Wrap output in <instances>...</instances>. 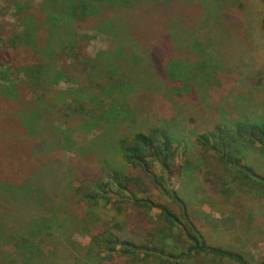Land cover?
Returning <instances> with one entry per match:
<instances>
[{"label":"rangeland","instance_id":"374dc122","mask_svg":"<svg viewBox=\"0 0 264 264\" xmlns=\"http://www.w3.org/2000/svg\"><path fill=\"white\" fill-rule=\"evenodd\" d=\"M118 2L127 3L129 10L134 11L130 19L118 12L113 17L122 18L121 27L130 23L135 27L131 22L134 18L135 33L143 44L137 50L135 64L131 63L130 67L126 57L116 56V52L125 49V42L104 33L107 29L101 24L99 32L97 20L92 19L85 27L73 31L76 54L97 56L109 62L121 71L123 76H118L121 81L112 79L105 88L95 91L80 73L70 82L52 79L50 99L45 104L36 100L35 106L27 91L21 90L24 84L32 83L28 81L31 74L25 65L73 66L76 54L63 52L49 42L50 34L47 37L40 33L46 20L39 14V0H0V27L4 29L0 36V61L9 60L0 65V95L10 97L15 105L12 113L16 112L12 117L22 128H16L15 133L13 122L0 117V169H7L5 177H0V190L9 186L20 189L4 203L0 201V216H6L0 218V225L8 234L0 237V264H159L155 260L135 263V259L118 256L106 260L104 253L97 256L94 237L107 229L120 239L140 242L150 230L159 227L157 206L167 207L176 216L181 214L168 195L155 190L145 178L147 193L137 196L152 202V209L138 210L124 201L119 204V211L99 204L93 214L85 203L78 201L75 192L91 176L104 177L107 170H120L124 165L118 146L120 140L150 128L165 129L176 148L170 173L163 172L156 163L153 173L163 176V187L180 198L183 212L200 230L206 244L239 253L250 264H259L264 261V188L246 182L241 174L254 180L258 174L263 180L264 155L238 140L230 151L238 164L231 163L230 168L239 173L214 166L211 176L206 171L209 153H203L205 158L199 161L195 154L196 137L204 129L218 125L235 132L239 125L264 123V81L259 84L260 78L264 79L261 29L264 1ZM223 15L233 16L234 20L229 19L232 24L229 20L222 21ZM206 16L219 22L218 32L209 26ZM172 30L179 31V36L167 41ZM13 34L21 41L15 40L4 49L7 38L11 40ZM182 42L179 48L178 43ZM208 46L212 49L203 55ZM46 50L53 51L54 58L49 59ZM129 71L143 75H132ZM38 116L42 117V124L50 125L49 135L39 136L44 139L53 136L60 142L48 158L49 138L41 142L44 151L39 156L33 149L30 153L29 144L24 143L30 142L37 131L34 125ZM15 134L24 141L16 142ZM129 169L125 167L124 171ZM52 172L55 183L61 180L51 193L44 185ZM37 173L38 184L44 188L40 199L35 188L30 187L38 184L24 185L27 178L28 181L38 178ZM223 189L227 191L219 194ZM113 192L114 189L109 194L112 200L116 198ZM49 195L54 204L50 212ZM44 211L48 212L46 217ZM113 224L122 228L117 229ZM15 230H21L22 235ZM201 264L219 263L208 259ZM222 264L234 263L223 261Z\"/></svg>","mask_w":264,"mask_h":264},{"label":"trees","instance_id":"16d2710c","mask_svg":"<svg viewBox=\"0 0 264 264\" xmlns=\"http://www.w3.org/2000/svg\"><path fill=\"white\" fill-rule=\"evenodd\" d=\"M37 6L39 14L46 20L42 23L41 29L43 31H40V33H45L47 37H49L50 34V37L48 38L49 42L63 50V52L65 51L72 56L76 54L77 47L75 46L76 42L73 31L85 27L91 23L92 19H95L97 20L96 28L99 32L101 30L99 25L101 24L107 29L104 33H110L113 37H120L125 42V49L127 50L125 51V49H122L116 52V56L120 54L118 58L126 57V63H128L130 67L131 63L134 65V61H137V55H139L137 50H139L143 44L140 43L141 40H139V35H136L135 33L136 24L134 23V18H132L131 22L135 27H132L130 22H128L130 23L129 26L124 25L121 27L122 23L120 20L122 18L118 19L113 17V14L118 12L126 15L128 19H130L133 16L134 11L129 10L127 3H120L118 0H39V5L37 4ZM206 18L209 22V26H213L212 29L218 32L219 26H217L216 23L219 22L217 20L213 22V20H211L212 18L210 17V19L208 16H206ZM229 19L234 20L233 16L231 18H229V16L226 17V15L222 16V21ZM232 20H229L230 24H232ZM113 23V26H108ZM131 28L134 30L133 32ZM167 29L171 32L169 27H167ZM261 29L264 33V20H262ZM3 32L4 29L0 27V36H2ZM177 32L179 31H176L175 33L173 32L172 35L170 33L167 41L179 36ZM12 36L11 40L7 38L6 43L4 44V49L9 48L10 43L15 40H18L19 42L21 41L20 37L17 35L13 34ZM136 42H139V44ZM183 43L184 42L181 44L178 43V47L181 48ZM16 46L18 47L19 44H16ZM211 49L212 47L209 48L208 46L202 51V54L205 55L207 52L209 53ZM154 52L157 54V50ZM45 53L50 57L49 59L54 58L52 56L53 51L46 50ZM116 56H114V59H117ZM194 56L196 55L194 54ZM111 59H113V57L110 58V60ZM106 60L109 61L108 58ZM8 62L9 60L7 59L2 60L0 61V65L7 64ZM50 62H52V60H50ZM54 65L55 66L52 65L53 67H47L44 64L33 66L25 65L27 67L25 69L31 74V76L29 75L28 81H31L32 83L24 84L21 86V90L23 91L25 89L27 91V95H30L32 98L33 105H35L34 103H36V100L45 104L50 99V95L53 91L50 89L51 86L49 81L52 79L53 81L70 82L71 79L75 78L76 74L80 73L87 78L86 80L89 81V85L94 87L96 91L100 89V87L105 88L108 82L112 79L114 81H119L120 79L118 76H123L119 69L115 70L110 66L109 62L105 63V60H102L97 56L95 58H89L83 55L78 56L76 54L73 66L63 64L61 67H58L56 64ZM129 74L143 75L134 74L133 72L130 73V71ZM142 78L144 79L145 76ZM260 80L259 84L264 81V79L261 78ZM45 83L46 86H44ZM47 83L49 84L47 85ZM77 93L81 92L78 91ZM79 96L81 98L84 97L82 93ZM2 97H0V117L12 121L14 132L17 133L16 128L19 130L22 128L17 124V120L15 122V119L12 117L16 113L15 111L12 113L15 105L13 102L11 103L9 96L3 94ZM35 110H37V108H35ZM123 116H125V114H123ZM42 121V117L38 116V121L34 125V128L36 127L35 129L37 131L32 135L30 142L27 143L25 141L24 143L29 144L30 153L33 149V152L39 156V154L43 155V141L49 138V153L46 157L48 158L51 154L56 152L60 142H58L59 139H56L53 136H48L46 139H44V136H39L42 133L49 135L48 129H50V125L42 124ZM247 126H249V128H247ZM247 126L239 125L235 128L234 132L215 125L213 129H204L203 133L196 137V159L198 161L203 160L205 158L203 153L205 152H208L210 155V160L207 162L206 169L208 175L212 176L211 168L214 166H218L219 168L226 167L230 173H239V171L234 172V170L230 168L231 163L238 164L237 160L235 161V159L231 157L232 155H230L232 148L231 145L238 140L247 144L251 148H256L259 153L264 155V123ZM246 129L248 130L246 131ZM146 132H135L132 133L131 138L121 139L118 146L121 147L122 161L124 164L122 166L123 169L107 170L104 177H89L85 181L84 186L76 189L75 192L77 199L80 203H85L87 210L93 214L97 212L99 204H102L104 207H113L115 210L119 211V204H122L124 201H129L138 210L143 208H148L150 210L154 207V204L148 201L147 198L144 199L137 196L140 193H147V184L144 182V179L146 178L148 183L151 184L155 190H162L164 194L171 198V202L181 210V214L176 216L167 207L157 206V208L160 209L159 218L161 222H157L159 227H156L153 232L150 230V232L145 234L138 243L120 239L109 230L105 229L100 235L94 237L95 250L98 252L97 256L104 253L103 258L106 260H110L113 256H118L125 259H135V263H149L155 260L159 264H189L191 261L201 264V262L203 263L210 259L219 264H222L223 261L232 262L234 264H250L249 261L245 260L244 256L239 253L211 247L206 244L200 230L191 222V220H189L186 213L183 212L184 208L183 205L180 204V198L174 191H168L163 187L162 182H165L163 176H155L153 173L155 163L161 167L163 172L170 173L176 155V148L172 145L173 143L166 135L165 129L150 128ZM15 140L18 143L24 141L22 138L17 137L16 134ZM21 153L22 151H19V154ZM24 155H27V153L24 152ZM41 160H43V157H41ZM125 167L128 169L130 167L129 170L131 171H124ZM1 170L3 173H1ZM6 172L7 169H0V177L3 175L5 177ZM39 175L40 174L37 173L35 176H38V178L34 180L30 179L28 181L27 178V182L24 183V185H27L28 187L29 183L38 184L40 181ZM52 176H54L53 172L47 183L44 185L45 188L50 189L51 193L58 188L57 185L61 180L60 179L55 183L56 181L51 179ZM241 176L251 185L260 184V186L264 188V178L262 180L258 174L254 175L257 180L247 177L244 173L241 174ZM207 178L208 177H204L205 180H207ZM6 179L8 178L6 177ZM221 181L223 180H220V182ZM222 183L226 185L224 181ZM39 185L40 184L35 187H30L35 188L34 190H36L40 199V194L44 191L42 190L44 188L43 185ZM22 187L23 186H20V188ZM113 189V193L116 196L114 200H112L109 195ZM16 190L20 191L19 188L11 186L2 188V190H0V201L4 203L10 194H15ZM225 191L227 190L225 189ZM225 191L223 189L219 194L225 193ZM49 196L48 211L50 212L53 209L54 204L53 197L51 195ZM43 213L44 217H46L48 212L46 213V211H44ZM0 218H6V216H0ZM1 227L2 226L0 225V237L7 234L4 228ZM113 227L117 229L122 228V226H119L118 224H113ZM15 231L22 235L21 230ZM140 255H142V257ZM139 257H141V260L136 259ZM259 264H264V261H261Z\"/></svg>","mask_w":264,"mask_h":264}]
</instances>
